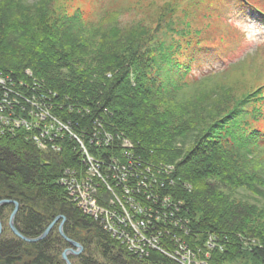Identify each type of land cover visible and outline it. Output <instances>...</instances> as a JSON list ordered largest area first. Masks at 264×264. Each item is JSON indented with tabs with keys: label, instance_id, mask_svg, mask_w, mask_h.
<instances>
[{
	"label": "trees",
	"instance_id": "1",
	"mask_svg": "<svg viewBox=\"0 0 264 264\" xmlns=\"http://www.w3.org/2000/svg\"><path fill=\"white\" fill-rule=\"evenodd\" d=\"M222 1L220 5L226 0ZM236 2L249 6L255 18L264 21V0ZM213 5V0L204 4L209 18L215 17ZM66 8L59 0H0L3 73L16 83L32 81L48 93L57 92L60 99L68 97L67 107L76 104L79 109L69 112L59 105L53 111L70 119L79 133L89 130L93 118L105 110L110 130L132 140L136 154L175 164L181 183L170 191L184 202L181 214L193 232L188 242L199 244V239L213 235L222 246L212 250L208 264L240 259L264 264V132L252 122L242 125L238 117L245 102L254 99L259 110L254 117L264 119V79L258 78V87L234 105V97L225 102L223 94L196 95L216 70L213 57L201 74L192 68L198 39L199 48L207 51L200 42L211 24L192 29L186 18L181 34L191 47L184 51L177 38L168 46L154 44L153 28L111 26L104 16L87 24L80 10L72 15ZM217 14L218 20L221 15ZM160 19L165 20L164 14ZM217 22L228 26L226 21ZM216 54L220 57L221 50ZM162 62L177 68L175 83L167 85L160 79ZM28 69L33 71L32 78ZM52 102L60 100L52 98ZM28 135L24 129L0 130V200L18 202L14 223L23 235L39 236L63 215L64 232L83 246L75 256L78 264H180L155 249L142 256L131 253L71 201L59 179L67 166L83 167L81 149L74 140L66 138L61 151H43ZM85 142L93 155L103 157L105 149L90 145L89 138ZM185 183L191 187L183 188ZM2 213L0 209L3 219ZM60 221L34 243L13 232L11 238L1 234L0 264H66L61 253L70 245L59 232Z\"/></svg>",
	"mask_w": 264,
	"mask_h": 264
},
{
	"label": "built area",
	"instance_id": "2",
	"mask_svg": "<svg viewBox=\"0 0 264 264\" xmlns=\"http://www.w3.org/2000/svg\"><path fill=\"white\" fill-rule=\"evenodd\" d=\"M27 74L33 77L30 70ZM55 95V92L48 93L32 81L19 80L16 83L0 67L1 131L12 133L24 129L43 151H61L59 139L62 137L76 139L81 149L83 169L67 166L59 179L71 201L131 252L142 256L155 249L180 264H208L211 256L201 258L190 249L187 237L191 235V228L187 218L181 214L184 202L172 196L180 185L174 176V166L163 165L162 162L155 164L136 154L129 145L130 141L114 136L105 122L99 126V131L93 130L89 144L108 150L123 147V157H96L86 142H82L68 125L53 114L50 103H53ZM105 169L107 173H102ZM189 187L186 183L183 185L185 189ZM173 230L177 234H173ZM166 238L171 245H165L163 239ZM210 242L208 238V248H222L219 241L217 244Z\"/></svg>",
	"mask_w": 264,
	"mask_h": 264
},
{
	"label": "rangeland",
	"instance_id": "3",
	"mask_svg": "<svg viewBox=\"0 0 264 264\" xmlns=\"http://www.w3.org/2000/svg\"><path fill=\"white\" fill-rule=\"evenodd\" d=\"M56 1L57 0H53V2ZM208 1L209 0H59V2H64L67 5L65 12L68 14L73 15V13L80 10L83 20L89 22L87 24L97 22L102 16H104L106 17V23L111 26H119L123 28L131 26V24H136L140 25L141 27L144 26L148 29L153 28L155 30L154 44L165 43V45L168 46L173 43L175 38H177L179 39L180 45L183 47L184 51H190L189 47H191V44L188 43L186 37L182 36L181 34L182 29H184V22L186 18L189 17V20L192 22V29H195L196 27L198 28L201 25L207 26L208 24H211V26L205 31V33H207L206 36H203V39L200 42V45L207 46V49L203 48L207 51L204 50L206 52H202V50L199 48V39L195 46L192 44L197 50L194 57L195 61L192 64V68L196 74H201L204 68H208L209 65H211L208 61L213 60V58L215 60L213 64L214 67L212 68L216 69L211 73V79L205 83L206 86L200 88L199 90H201V92L196 95H199L205 91H208V96H210V91L213 95L223 94L225 95V102L226 100L234 97V105L238 100L246 98L248 90L258 87V84L260 83L258 78L264 79V21L255 18V14H253L248 8L249 6H243L241 3L236 2V0H226L222 5H220L223 3L222 0H213L214 5L212 7L214 8H212L211 12L212 14H215V17L213 15V18H209L207 16L208 9H204V4L208 3ZM197 2L198 4H196ZM74 3L77 5V7L74 5ZM170 8H172V11L169 10ZM217 13L221 15V18L218 20H221L222 22H228V26L224 25L225 23L223 24L217 22ZM160 14H164V21L160 19ZM223 36L225 37V40H223ZM218 48L221 50L220 57L216 54L220 52ZM242 61L244 62L240 65V62ZM30 71L33 74V71ZM160 79L167 85L173 84L176 82V80H178L177 68L172 62H162ZM55 93L56 95L54 100L59 99L60 102L58 104H56V102L50 103L53 114L66 125H68L69 130L76 134L79 139L82 140V142H85V140L89 138L94 129L99 131L101 129L99 126L103 125L104 122L107 126V129L112 132L110 130V126L106 123L107 119L105 118V116L109 115V112L104 110L102 112L103 115L98 116L99 120L97 125H95L97 118H93L91 121V128L79 133L78 130L74 129L73 123L70 119L65 120L54 113L53 110L60 108L59 105H61V107H67L66 103L64 102L66 99H68V97L65 99H60L58 97V93ZM191 93L192 92L189 94ZM247 101L248 102H245L243 105L244 110H242L238 116L241 118V124L244 125L246 122H252L255 127H258L264 132V119L257 121L254 117V115L259 111L256 108L255 100L252 99L251 101ZM261 104L263 106L262 108L264 113V103ZM66 109H68L69 112H74L79 108L76 104H69ZM87 112L88 111L85 113ZM239 132L241 135H245L244 131L240 130ZM112 133L114 136L118 135L116 130ZM27 138H29V135ZM65 139V137L59 139L62 147ZM127 139L131 143L129 145H131V148L133 147L132 149L135 151V143L129 138ZM72 140L77 142L76 139ZM78 143L79 142L76 144ZM101 149H105L103 158H109L111 156L118 155L120 159L123 157L121 153L123 147H117L116 150L114 148H112V150H108L106 147ZM107 151H109V153ZM99 156H102V151H100ZM160 162H156L155 164ZM162 164L173 165L175 176V164L164 161ZM81 169L83 168L81 167ZM103 172H106V169L102 171V173ZM175 177L181 183L180 178L177 176ZM172 196L175 197L177 194L172 193ZM255 200L258 201L259 198H255ZM9 210L10 208L7 209L8 212ZM3 233H5V236H10V238L13 237L12 230L9 226V221L7 219ZM174 233L176 232L173 230V234ZM190 233L193 234L192 230ZM215 237L217 236L209 235L208 237L212 244H217L219 241ZM207 239L204 241L199 239V244L191 245L190 249L198 257L206 258L208 255L211 256L212 250L218 248H208L206 243ZM163 242L165 245H171V242L167 238L163 239ZM149 248L153 247L150 246ZM151 250L153 249H150L149 252ZM131 253L139 256V254L134 252ZM78 255L69 254V258L73 264L79 263L78 259L75 257ZM245 263L251 264L250 262L247 263L245 259H240L232 264Z\"/></svg>",
	"mask_w": 264,
	"mask_h": 264
},
{
	"label": "water",
	"instance_id": "4",
	"mask_svg": "<svg viewBox=\"0 0 264 264\" xmlns=\"http://www.w3.org/2000/svg\"><path fill=\"white\" fill-rule=\"evenodd\" d=\"M8 203H11V204L14 205V209L11 212L10 217H9V226H10L13 234L16 235L17 237H19L20 239H22L25 242L34 243V242L40 241L41 239L45 238L48 235V233L51 231V229L54 227L56 222L61 220L60 223H59V226H58L59 232H60L61 236L70 245L69 247L64 249V251L62 252L61 257L66 262V264H73L72 261L69 258V254H74V255L80 254L83 251V246L79 242H77L76 240L71 239L70 237H68L66 235V233L64 232L63 225H64V222H65L66 218L63 215H60V216L56 217L55 220L49 224V226L44 230V232L41 235L36 236V237H28V236L23 235L16 228L15 223H14L15 215H16V212L18 211V208H19L18 202L14 201V200H8V199L0 200V206L3 205V204H8ZM1 232H2V222H1V219H0V234H1Z\"/></svg>",
	"mask_w": 264,
	"mask_h": 264
},
{
	"label": "flooded vegetation",
	"instance_id": "5",
	"mask_svg": "<svg viewBox=\"0 0 264 264\" xmlns=\"http://www.w3.org/2000/svg\"><path fill=\"white\" fill-rule=\"evenodd\" d=\"M8 208H10V211H11V203L3 204V205L0 206V209H3V213H2L3 214V219L0 217L1 222H2V232H1V234L4 232V226H5V222H6V219H7L6 212H7ZM13 209H14V205H13ZM13 209H12V211H13ZM11 212H9V217H10ZM8 221H9V218H8ZM1 234H0V236H1Z\"/></svg>",
	"mask_w": 264,
	"mask_h": 264
}]
</instances>
